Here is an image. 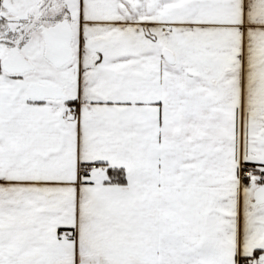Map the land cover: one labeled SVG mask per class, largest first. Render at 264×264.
<instances>
[{"label":"snow or ice","instance_id":"obj_1","mask_svg":"<svg viewBox=\"0 0 264 264\" xmlns=\"http://www.w3.org/2000/svg\"><path fill=\"white\" fill-rule=\"evenodd\" d=\"M0 264H264V0H0Z\"/></svg>","mask_w":264,"mask_h":264}]
</instances>
